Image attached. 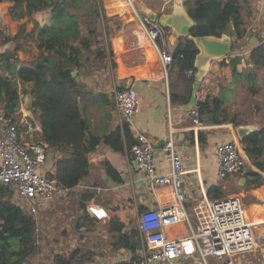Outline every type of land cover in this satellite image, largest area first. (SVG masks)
Segmentation results:
<instances>
[{
	"label": "crops",
	"instance_id": "obj_1",
	"mask_svg": "<svg viewBox=\"0 0 264 264\" xmlns=\"http://www.w3.org/2000/svg\"><path fill=\"white\" fill-rule=\"evenodd\" d=\"M144 1L157 13L162 11L161 7L165 2V0ZM239 3L242 7L244 34L239 39L231 37L235 48L228 56L230 62L226 65L221 62V59L212 62L207 76L200 85L198 96L202 103H207V106L201 111L202 127L192 128L189 121L184 119L185 113L178 110L180 104L172 105L170 103V93L184 96L187 92L177 67H171L167 80L158 76L150 79L137 77L120 80V84L133 85L140 100L139 111L124 125H129L134 139L137 133L143 132L151 140L155 164L160 172L169 170L168 162L162 152L161 141L165 140L170 127L175 129V144L182 155L186 170L183 176L187 200L186 211L193 210L195 199L199 196V183L203 185L208 197L210 194L212 195L211 188H215L214 195L219 198L237 193V196L246 204L247 214L254 211L253 216L249 214L248 216L259 221L254 228L256 241L259 242L254 250L239 255L235 264H264V184L255 187L248 181V178L244 177V170L237 175H229L225 179H218L216 175L215 146L217 144L230 141L232 131L234 132L235 129L236 132L239 127L247 128L250 132L264 129V117L262 118L264 99L260 97V84L263 80L260 74L264 70V64L255 67L248 62L250 52L257 46L264 45V0H239ZM10 6L9 2L0 3V31L13 36L18 32L20 26L26 25L29 20L27 18L11 19L8 15ZM45 12L34 13L30 20L32 25L29 28L26 27L24 33L31 30L33 21L40 25L48 24ZM108 12L109 15H117L122 21H126L128 16L125 15V18L122 14L119 16L118 10H108ZM165 31L166 35L160 40V45L172 51L178 39L173 45L170 44L167 39L168 29L166 28ZM117 45L120 46L119 43ZM7 47L8 44L1 46L0 52H3ZM147 53L151 54V51H147ZM112 54V60L116 66L125 65L124 61L119 63L120 58H117L115 53ZM39 56L36 43L31 39L23 40L16 53L19 64H33ZM233 57L238 59L237 63H233ZM250 73L255 75L254 80ZM98 75L96 73L94 79L80 76L78 80L97 94L98 101L95 100L87 104L86 116L91 108L97 110L98 115L95 123L89 122L90 126H96L91 130L100 139V142L88 154V176L68 191L64 197H59L47 208L38 210L36 221L42 235L37 239L32 264H56L58 258L67 259L72 254L76 255L75 258L81 264L127 262L134 254L126 248H117L114 245L116 234L108 222L114 220L123 224L121 233L137 230V215L140 211L148 208H164L170 203L171 195L168 188L155 187L134 165L131 155L115 152L103 142V138L120 125L114 112L113 103L108 111L112 115L113 121L107 120L105 124L101 123L102 113L104 109H108L106 107V101L109 100L107 95L110 96V99L111 95L109 80H105L103 74ZM8 77L10 78V76ZM14 80L19 100L27 102L28 106L29 97L20 95L21 84L16 76H14ZM255 87L257 92L253 93L252 89ZM100 94L103 96H99ZM212 99L220 100L221 106L213 105ZM29 106L27 110H30ZM19 111L28 116V113L22 112L21 108ZM223 118L233 120L235 126L231 123L214 124L215 122L211 121V119ZM28 123V126L21 129L20 139L22 141H41L39 122L37 121L34 126L30 122ZM199 137L204 140L202 144L199 142ZM57 156H59V152L52 151L47 146L46 162L43 167L46 174L53 171L54 160ZM104 163L110 164L119 174V181L113 180L107 174ZM245 167L251 168L264 179V172L252 166L247 157ZM82 195L85 199L84 207L81 206ZM13 201L16 204L14 193ZM88 205L105 209L110 215L109 220L102 222L94 219L86 211ZM185 232L182 224L165 228V233L170 238L181 237Z\"/></svg>",
	"mask_w": 264,
	"mask_h": 264
},
{
	"label": "trees",
	"instance_id": "obj_2",
	"mask_svg": "<svg viewBox=\"0 0 264 264\" xmlns=\"http://www.w3.org/2000/svg\"><path fill=\"white\" fill-rule=\"evenodd\" d=\"M1 2L11 3L8 15L13 20H32V15L36 12H50L48 24L40 25L33 21V26L27 33H24L25 25H21L13 36L0 31V47L8 44V47L0 52V110L6 115H12L20 109L19 93L14 80L16 76L21 84V95L29 97L30 110L37 113L40 140L52 151L59 152L48 178L70 191L88 176V154L100 142L90 131L86 116L87 104L97 100V94L79 81L78 77L90 74L93 65L89 69L87 64L92 62L91 55L93 60H102L107 56L106 50L111 56V49H96L94 53L91 38L94 29H88L86 35L81 34L78 19L68 11L66 0H0ZM184 6L194 21L190 30L192 36H220L226 33L239 39L244 34L239 0H184ZM102 10L101 0L93 1L90 12L86 13L91 19L89 28L102 17ZM106 27L108 32L105 30V33L109 35L112 26L106 24ZM29 39L35 41L41 59L29 65L19 64L16 53L21 42ZM43 52H48V56L42 57ZM196 53V47L187 38H179L172 50V66L177 67L187 89L184 96L170 93L172 105L183 104L188 99L193 75L185 77V72L194 71ZM232 61L237 63L238 59L233 57ZM248 62L255 67L264 64V45H259L250 52ZM75 70L76 74L72 75ZM250 75L254 80L255 75ZM252 90L253 93L257 92L256 87ZM212 104L221 106L218 99H212ZM200 105L202 111L207 103L200 102ZM211 121L215 122L214 124L231 123L235 126L233 120L226 118ZM103 142L115 152L130 155V149L136 140L126 124L106 135ZM199 142L202 144L204 140L199 137ZM239 144L251 165L264 172V129L249 132L239 139ZM104 167L113 180H120L119 174L110 164L104 163ZM243 170L244 177L255 187L264 184L262 176L251 168L244 167ZM211 189L212 195L209 197L219 198L214 195L215 188ZM81 198V206L84 207L83 195ZM108 223L116 234L114 245L134 253L140 245L137 230L121 233L123 224L114 220ZM35 229L36 222L33 217L14 203L10 188L0 184V264H31L37 244ZM75 256L72 254L67 259L58 258L56 264H81Z\"/></svg>",
	"mask_w": 264,
	"mask_h": 264
},
{
	"label": "built area",
	"instance_id": "obj_3",
	"mask_svg": "<svg viewBox=\"0 0 264 264\" xmlns=\"http://www.w3.org/2000/svg\"><path fill=\"white\" fill-rule=\"evenodd\" d=\"M119 7L131 11L137 27L138 43L148 45L156 54L155 62L135 68L134 66H116L109 58L103 73L109 80V91L115 115L120 128L139 111L140 100L133 85L125 86L120 80L156 76L167 80L172 66V51L160 45L166 31L157 23L140 15L134 6V0H113ZM171 0H165L161 9L169 6ZM140 12V11H139ZM229 56V55H228ZM221 59L228 64L229 57ZM193 70L185 72V77L193 75ZM201 99L198 96L193 107L184 114L192 128H200ZM25 113L18 111L6 115L0 110V184L6 185L14 193L16 205L29 214L36 222V236L40 234L37 226L38 210L46 204L64 197L69 191L43 171L46 162L47 145L42 141L20 139V126H28ZM23 127V128H24ZM174 128H169L162 145V152L168 162L169 170L160 172L155 164L152 142L143 133L136 134V143L130 149V155L141 171L155 187L168 188L170 203L166 207L148 208L137 215L139 247L128 260L130 264H235L236 258L256 247L254 228L259 221L251 219L239 196L211 199L199 183V196L193 207V221L187 214L186 190L183 176L186 173L182 155L175 144ZM216 175L225 179L237 175L245 167L246 156L238 141L221 142L215 146ZM44 202L40 205L38 202ZM86 211L98 221H107L109 213L98 206L88 205ZM182 224L185 234L170 238L166 227Z\"/></svg>",
	"mask_w": 264,
	"mask_h": 264
},
{
	"label": "rangeland",
	"instance_id": "obj_4",
	"mask_svg": "<svg viewBox=\"0 0 264 264\" xmlns=\"http://www.w3.org/2000/svg\"><path fill=\"white\" fill-rule=\"evenodd\" d=\"M66 1H68V11L73 13L78 19L79 29H80L81 34L86 35L89 32L88 29L89 30L94 29V33L91 35L92 49L94 50V53L96 49H106V47H110L111 53H115L117 58L121 59V60L119 59V63L124 61L126 65L134 66L135 68H138L139 66L145 64L146 61L147 62L156 61L155 52L148 45L146 44L143 45L141 43H138L136 22L129 9L119 7L117 4L113 2V0H101L102 9H103L101 12L102 17H100L97 23H95L93 26L89 28L91 24V19L90 17H87L86 13L90 12V5L93 3V1L97 2L98 0H66ZM134 6L136 10L138 11V13L141 15V13L139 12L138 1L135 2L134 0ZM108 10H111V11L118 10L119 16H121L122 14L124 15V18L126 17L125 15H128L126 18V21H122L119 17H117V15L115 16L109 15ZM46 12L44 15H46L45 17L47 19V22L49 23L51 15H50V12H47V13ZM106 24H109L110 26H112V29L109 30V33H110L109 35L105 33V30L107 31ZM31 25H32L31 21L29 20V22L27 21L25 28L26 27L29 28ZM88 35L90 36V34ZM116 42L119 43L120 46H118ZM147 51H151V54H148ZM106 55L107 56L104 59L98 60V61L96 59L93 60L92 55L90 56L92 62L87 64V67L89 69L93 65L91 67L90 74L88 75L90 79H94V76L96 73L99 75H102L104 73L110 61L109 58L113 57V54H111V56L108 55V50H106ZM46 56H48V52H43L42 57H46ZM40 59H41V56L38 57L36 62L40 61ZM260 77L261 79L263 78L260 84L261 85L260 97L264 99V70L261 72ZM78 79H80V77H78ZM107 96L109 98V100L106 101V107H108V109H104V112L102 113V117H101L102 124H105L107 120L113 121L112 115L108 112L113 102H112V99H110V96L109 95ZM19 103H20V108L22 112L24 111L28 113V116H27L28 122H30L31 125L33 126L36 125V122L38 121L37 113L32 112L31 110H27V107L29 106V105L27 106L28 104L27 102L20 100ZM262 106L264 105L262 104ZM263 114H264V109L262 110V118L264 117ZM97 115H98L97 110L95 108H91L90 112H88V115H87V118H89L88 121H90L91 123H95ZM90 122H89V126H90ZM24 126H20L19 128L22 129ZM95 127H96L95 125L94 127L90 126V131L92 132L91 129ZM230 141L239 142V139L237 140L235 129H234V132L232 131V139ZM263 159H264V151H263ZM237 195L238 194L236 193V195H232V196H237ZM225 197H228V196H225ZM225 197H222V198H225ZM38 203L42 205V203L44 202L39 201ZM49 205L50 204H46L45 207L47 208ZM187 212H188V215L190 216V219L193 221V211L188 210ZM248 214L253 216L254 211H252L251 213L248 212ZM41 235L42 234L37 235V239H39ZM257 242L259 241H256V245L258 244ZM33 262L34 261H32V263Z\"/></svg>",
	"mask_w": 264,
	"mask_h": 264
},
{
	"label": "water",
	"instance_id": "obj_5",
	"mask_svg": "<svg viewBox=\"0 0 264 264\" xmlns=\"http://www.w3.org/2000/svg\"><path fill=\"white\" fill-rule=\"evenodd\" d=\"M138 5L143 16L151 22L157 23L163 29H168L167 39L170 44L173 45L179 38H187L192 41L197 49L193 63L194 73L190 94L187 101L178 106L180 112L187 113L197 101L200 85L207 76L211 63L228 56L231 50L235 48L232 38L226 33H222L220 36H192L190 30L194 26V21L184 7V0H171L170 5L160 13L148 7L144 0L138 1ZM75 74L76 70L72 72V75ZM29 109H31V106H29ZM249 132L247 128L239 127L236 130L237 138L240 139ZM163 143L164 140L161 141V144ZM134 165L137 166L136 161H134Z\"/></svg>",
	"mask_w": 264,
	"mask_h": 264
},
{
	"label": "bare ground",
	"instance_id": "obj_6",
	"mask_svg": "<svg viewBox=\"0 0 264 264\" xmlns=\"http://www.w3.org/2000/svg\"><path fill=\"white\" fill-rule=\"evenodd\" d=\"M262 221V220H261Z\"/></svg>",
	"mask_w": 264,
	"mask_h": 264
}]
</instances>
